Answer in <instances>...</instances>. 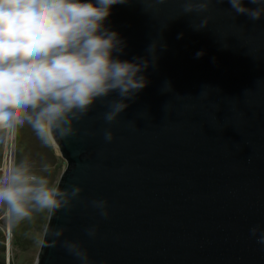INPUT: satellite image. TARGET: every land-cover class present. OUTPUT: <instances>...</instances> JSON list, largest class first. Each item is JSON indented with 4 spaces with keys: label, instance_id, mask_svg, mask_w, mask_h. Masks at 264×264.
<instances>
[{
    "label": "water",
    "instance_id": "95a60500",
    "mask_svg": "<svg viewBox=\"0 0 264 264\" xmlns=\"http://www.w3.org/2000/svg\"><path fill=\"white\" fill-rule=\"evenodd\" d=\"M184 3L112 6L105 27L125 42L113 55L151 61L148 84L115 122L104 119L112 93L56 140L66 162L56 187L82 192L50 212L36 264H81L64 241L91 264H264L250 231L264 232V17L229 0L206 13L185 14ZM95 200L107 201V217Z\"/></svg>",
    "mask_w": 264,
    "mask_h": 264
},
{
    "label": "clouds",
    "instance_id": "9594fccd",
    "mask_svg": "<svg viewBox=\"0 0 264 264\" xmlns=\"http://www.w3.org/2000/svg\"><path fill=\"white\" fill-rule=\"evenodd\" d=\"M213 2L185 0L184 13L209 12ZM248 2L256 7L229 0L237 14L252 21L264 17V0ZM123 3L126 0H0V140L11 139L25 124L48 145L67 139L77 133L74 122L112 93L119 99L108 101L104 119L117 120L129 106L126 101L147 86L142 73L151 63L113 55L124 51L125 42L105 27V21L112 6ZM210 19L205 17L198 28L206 27ZM104 138L111 142L115 137L106 130ZM81 192L78 186L57 188L27 162L0 175V208L17 222L69 207ZM92 205L108 216L107 201L95 200ZM96 231L90 228L88 235L95 236ZM250 231L253 236L260 233L257 243L264 244V232L258 227ZM63 232L58 229L53 235L58 238ZM64 247L81 264H91L79 243L64 241Z\"/></svg>",
    "mask_w": 264,
    "mask_h": 264
},
{
    "label": "rangeland",
    "instance_id": "374dc122",
    "mask_svg": "<svg viewBox=\"0 0 264 264\" xmlns=\"http://www.w3.org/2000/svg\"><path fill=\"white\" fill-rule=\"evenodd\" d=\"M29 126V134L26 142L28 146H30V151L27 153H24V158L30 159L33 162L32 170L36 172L37 174H44L53 172L56 167V162L61 166L66 167V162L64 158L61 156L60 151L55 143H53L52 147L50 145L44 143L41 138L37 135V133ZM17 136V132H16ZM4 141L0 140V167L3 168L4 166ZM23 144V143H22ZM21 144V145H22ZM15 147V143H14ZM18 142L16 143V155L19 152L18 150ZM55 156L57 159H55ZM28 162V161H26ZM31 163V162H30ZM16 166V165H15ZM45 167H47V171H44ZM54 168V169H53ZM4 170H0V175H3ZM58 184V183H57ZM57 186V185H56ZM6 213L5 209L0 208V226L6 222V218L4 217V214ZM36 214V213H34ZM33 214V215H34ZM50 212L45 213L43 216V222L41 221V224L39 227H37L35 230L30 232V235L28 239L26 240V244L28 245L27 251H21L17 249L14 246V236L10 240V242L7 243L6 237L4 236L2 230L0 229V264H36L38 260V255L44 240V235L46 231V223L45 220L48 217L49 220ZM33 218V216H32ZM31 218V219H32ZM24 220L25 224L24 226L30 227L29 220ZM14 220H11V229H12V223ZM47 222V220H46Z\"/></svg>",
    "mask_w": 264,
    "mask_h": 264
},
{
    "label": "trees",
    "instance_id": "16d2710c",
    "mask_svg": "<svg viewBox=\"0 0 264 264\" xmlns=\"http://www.w3.org/2000/svg\"><path fill=\"white\" fill-rule=\"evenodd\" d=\"M29 126L28 124H25L22 127H19L17 129V136H16V141L18 142V150L19 152L16 155V166L20 165L22 162H26L31 166V168L33 167V162L30 159H26L24 158V153L25 152H29L30 151V146H28L26 140L28 138V136L30 137L29 134ZM23 143V144H22ZM22 144V145H21ZM53 145H50V147L53 149L52 147ZM55 159H57V157L55 156ZM58 160V159H57ZM31 162V163H30ZM65 166L63 165H59L56 162V167L54 169L53 172H49V173H44V174H40L43 176L48 177L50 183L54 186L57 185L59 178L64 170ZM45 212L42 213H36L33 215V218L31 220H29L30 223V227L28 226H24L25 222L24 220L22 221H13L12 223V236H14V246L21 250V251H27L28 250V245L26 244V240L28 239L30 232L35 230L37 227H39V225L41 224V221L43 222V216L45 215ZM47 220V222H46ZM45 220V223L47 225L48 223V217Z\"/></svg>",
    "mask_w": 264,
    "mask_h": 264
},
{
    "label": "built area",
    "instance_id": "2783aa9c",
    "mask_svg": "<svg viewBox=\"0 0 264 264\" xmlns=\"http://www.w3.org/2000/svg\"><path fill=\"white\" fill-rule=\"evenodd\" d=\"M14 143H15V147H14ZM16 133L14 135V137H12L11 139H7L4 141V157H3V161H4V166L3 168L0 167V170H8L10 168L15 167L16 165ZM4 217L6 218V226H0V229L4 232L5 236H6V240L7 243L10 242V240L12 239V232H11V219L9 218L8 214L6 213L4 215Z\"/></svg>",
    "mask_w": 264,
    "mask_h": 264
},
{
    "label": "flooded vegetation",
    "instance_id": "af4514ba",
    "mask_svg": "<svg viewBox=\"0 0 264 264\" xmlns=\"http://www.w3.org/2000/svg\"><path fill=\"white\" fill-rule=\"evenodd\" d=\"M6 213H7V212H6ZM6 213H5V214H6ZM5 214H4V215H5ZM2 226L5 227V226H6V222H4V224H3ZM2 232H3V231H2ZM11 232H12V229H11ZM3 234H4V232H3ZM4 236H5V234H4ZM5 237H6V236H5ZM6 241H7V240H6Z\"/></svg>",
    "mask_w": 264,
    "mask_h": 264
}]
</instances>
